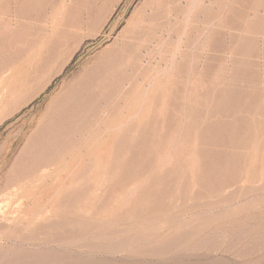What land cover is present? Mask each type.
<instances>
[{"label":"rangeland","instance_id":"obj_1","mask_svg":"<svg viewBox=\"0 0 264 264\" xmlns=\"http://www.w3.org/2000/svg\"><path fill=\"white\" fill-rule=\"evenodd\" d=\"M0 264H264V0H0Z\"/></svg>","mask_w":264,"mask_h":264},{"label":"bare ground","instance_id":"obj_2","mask_svg":"<svg viewBox=\"0 0 264 264\" xmlns=\"http://www.w3.org/2000/svg\"><path fill=\"white\" fill-rule=\"evenodd\" d=\"M15 139V138H14Z\"/></svg>","mask_w":264,"mask_h":264}]
</instances>
